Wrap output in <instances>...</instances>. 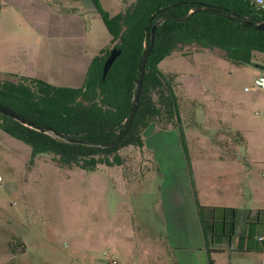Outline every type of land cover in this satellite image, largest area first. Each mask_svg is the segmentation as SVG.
I'll use <instances>...</instances> for the list:
<instances>
[{"label":"rangeland","instance_id":"1","mask_svg":"<svg viewBox=\"0 0 264 264\" xmlns=\"http://www.w3.org/2000/svg\"><path fill=\"white\" fill-rule=\"evenodd\" d=\"M98 1L114 15L132 0ZM8 2L0 5L8 20L6 31L1 26L0 54L3 68L16 71H0L1 79L16 81L24 73L42 78L52 51L82 46L93 56L96 45L110 36L92 0ZM256 63L234 64L218 48L192 44L159 62L161 69L175 73L180 138L196 186L202 192L209 187L213 201L228 199L222 181L229 178L230 186L241 189L242 205L264 207V88L244 89L255 76L264 75V65ZM158 123L142 130V147L121 148L128 157L125 163L93 169L61 167L52 153L32 155L29 144L0 128V264H116L114 257L117 264H162L167 255L161 239L166 238L170 215L162 192L171 180L166 167L171 159L178 167L186 160L180 128ZM231 153L240 158L239 167L225 174L217 156ZM209 173L211 185H200ZM185 196L181 190L175 210L181 219L189 208ZM247 215L239 209L233 236L212 241L213 264H264V251L228 257L238 235L254 229Z\"/></svg>","mask_w":264,"mask_h":264},{"label":"trees","instance_id":"2","mask_svg":"<svg viewBox=\"0 0 264 264\" xmlns=\"http://www.w3.org/2000/svg\"><path fill=\"white\" fill-rule=\"evenodd\" d=\"M92 2L111 35L109 41L120 49L104 76L102 65L109 52L108 42L90 58L79 86L53 84L32 76H22L16 81L0 78L1 103L62 132L99 142L109 141L116 136L129 112L136 87L137 64L143 50L150 47L132 122L121 139L110 146L69 142L0 112L3 131L29 144L32 155L52 153L53 160L61 167L76 165L93 169L122 165L128 157L120 153L121 148L129 144L142 147V130L152 121L159 122L161 127L177 125L180 128L175 73L159 67V62L173 50L185 44L218 48L234 64L264 65V30L244 23L245 18L264 19V9L252 0H132L114 15H109L98 0ZM199 3H209L224 11L195 10L182 18ZM226 12L237 18L229 17ZM166 14L168 16L155 26L151 43V37L146 34L152 24ZM181 143L186 152L183 141ZM259 210L264 211V208ZM197 214L207 264H213L212 241L222 242L233 236L236 209L197 202ZM217 223L221 224L220 230L216 228ZM251 237L253 243H248ZM237 248L264 251V236L256 237L252 231L240 235Z\"/></svg>","mask_w":264,"mask_h":264},{"label":"crops","instance_id":"3","mask_svg":"<svg viewBox=\"0 0 264 264\" xmlns=\"http://www.w3.org/2000/svg\"><path fill=\"white\" fill-rule=\"evenodd\" d=\"M4 1L0 0V5L10 4L8 0H4ZM5 17H6L5 14L1 11L0 8V32H1V26H3L4 30L6 31L4 25L5 23L6 24L8 23V20L5 19ZM58 30H61V27L60 29H56V31ZM3 35L0 36V53H1V40ZM110 38L111 35L103 43H98L96 47L99 49L101 46L109 42ZM53 53L54 52L52 51L49 56V61L51 63V66H47L48 69L46 70V73L42 75V78L53 84L68 85V86L81 85L84 80L88 63L90 61V58L92 57L91 55L92 53H89L87 49L83 48L82 46L76 48L75 50L64 49L61 53H54V54ZM54 61L55 64L58 65L59 67L58 66L56 67ZM0 67L3 68L1 54H0ZM0 71L15 74L16 70L3 68L0 69ZM24 74L27 76H31L32 73H27V74L24 73ZM154 125L156 124L154 123ZM180 133L181 131L179 132L178 135L179 138H180ZM180 145L182 146L181 138H180ZM183 153L185 156L186 163H184L183 166L178 167V164H174L173 159H171L172 162L169 165L171 169H169V166L166 167L168 168V170H171V173H169L171 174V180L165 186L163 185L162 188V192L165 195V199L168 203L167 205L168 209L170 210L169 211L170 215L165 219L166 229H167L166 238L164 239L160 238L161 245L166 250L165 255H167V259L166 258L162 259V264H165L166 262H168V264H207L208 255L205 247V241H204L201 223L199 220V216L197 214V202L203 205L233 206L236 209V214L239 209L246 210V212H248L247 221L249 220L251 223L255 225L254 229L252 230L254 235L264 236V211L259 210L264 207H259L258 205H254L251 207L242 205L241 189L240 188L236 189L233 186H230L231 180L229 178H227L225 181H222V185H224V192L227 194L228 199H225L222 202L213 201L210 188L208 187L209 185H211V180H210L211 174L210 173L208 174L207 179H206V175L200 178V181L198 183L204 186L207 185V187L209 188V189L206 188V190L202 192L201 189H199V187H197L195 184V180L193 178V165L191 163L189 155L186 154L184 148H183ZM172 154L177 155L179 157L178 153H172ZM239 159L240 158L235 153H231L227 156L224 155L217 156V160L221 161L222 163L220 166H222L223 173L225 172V174L231 171H235L239 167L238 166ZM165 160L168 163L170 162L169 159H165ZM179 171L181 172V174H179ZM181 190L185 191L186 194L185 198L187 199L189 204L187 217L183 219L180 218L178 212H175V210L179 208L181 204V197H180ZM238 195L240 196L239 202L235 204L233 203L234 202L233 200L237 199ZM239 236L240 234L238 235V238ZM245 245H246V240L243 241L242 247L244 248ZM237 246L231 248L230 254L228 256L230 259H232V256L235 252H249V253L259 252L256 250H241L238 249ZM144 251L147 252V255L149 253L151 254V251H149V249H144ZM223 251L224 249L222 248L221 252ZM158 253L159 255H161L160 251H158ZM113 259H115L114 263L117 264L119 259L115 257ZM149 264H157V263L156 261L150 260Z\"/></svg>","mask_w":264,"mask_h":264},{"label":"water","instance_id":"4","mask_svg":"<svg viewBox=\"0 0 264 264\" xmlns=\"http://www.w3.org/2000/svg\"><path fill=\"white\" fill-rule=\"evenodd\" d=\"M202 9L203 10H212V11H216V12L224 11L222 8L211 5L209 3H199L197 6L193 7L186 15L182 16V18H185L188 14H190L191 12H193L195 10H202ZM226 14L229 17L237 18V16L233 13L226 12ZM167 16H168V14L163 15L158 20H156V22H154L152 24L150 32L146 34L147 37L148 36L151 37V43H152V33H153L155 26L157 24H159L160 22H162ZM244 23L246 25L255 26L257 29L264 30V19L259 20V21H254V20L245 18ZM149 52H150V47H147L141 53V56H140L138 64H137V80H136V87H135V91H134V95H133V102L130 106L129 112H128L126 118L124 119L121 127L117 130L116 136L109 141L99 142V141L87 139V138L83 137L82 135L62 132L60 130H57V129L50 127L47 124H43V123H40L38 121H35V120L23 115L22 113L16 111L15 109H13V108L9 107L8 105L3 104L1 102H0V112L18 120L19 122H21V123H23L29 127L35 128V129L43 131V132L50 133L53 136H56L58 138H61L63 140L69 141V142H81V143L97 144V145H101V146H110V145L118 142L121 139V137L126 133V131L128 130V128L132 122V119L134 117L135 111H136L137 106H138V97H139L140 87H141V83H142L144 66H145V62H146V59H147ZM119 53H120V49L117 48L116 46H112L109 48L108 55L106 56V58L103 62V65H102V76H104L106 74L108 68L110 67V65L112 64V62L114 61V59L117 57V55ZM256 65L258 66L259 64L256 63Z\"/></svg>","mask_w":264,"mask_h":264},{"label":"built area","instance_id":"5","mask_svg":"<svg viewBox=\"0 0 264 264\" xmlns=\"http://www.w3.org/2000/svg\"><path fill=\"white\" fill-rule=\"evenodd\" d=\"M256 6L259 8L264 9V0H252ZM259 88H264V75H258L255 76L252 80V82L248 85H244L245 90H250V89H259ZM261 238V236H260ZM112 262H115V259L112 260Z\"/></svg>","mask_w":264,"mask_h":264}]
</instances>
